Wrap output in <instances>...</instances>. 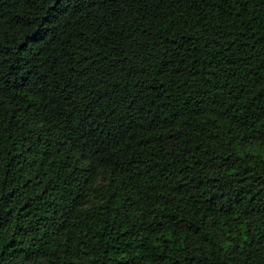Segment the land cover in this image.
Instances as JSON below:
<instances>
[{
	"label": "trees",
	"instance_id": "1",
	"mask_svg": "<svg viewBox=\"0 0 264 264\" xmlns=\"http://www.w3.org/2000/svg\"><path fill=\"white\" fill-rule=\"evenodd\" d=\"M0 264H264V0H0Z\"/></svg>",
	"mask_w": 264,
	"mask_h": 264
},
{
	"label": "snow or ice",
	"instance_id": "2",
	"mask_svg": "<svg viewBox=\"0 0 264 264\" xmlns=\"http://www.w3.org/2000/svg\"><path fill=\"white\" fill-rule=\"evenodd\" d=\"M57 3H59V0H57Z\"/></svg>",
	"mask_w": 264,
	"mask_h": 264
}]
</instances>
